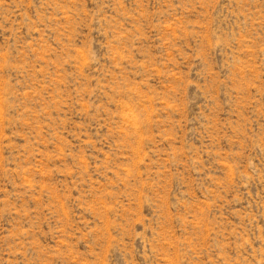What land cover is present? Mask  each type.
Segmentation results:
<instances>
[{"label": "rangeland", "instance_id": "374dc122", "mask_svg": "<svg viewBox=\"0 0 264 264\" xmlns=\"http://www.w3.org/2000/svg\"><path fill=\"white\" fill-rule=\"evenodd\" d=\"M0 264H264V0H0Z\"/></svg>", "mask_w": 264, "mask_h": 264}]
</instances>
